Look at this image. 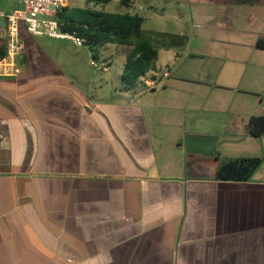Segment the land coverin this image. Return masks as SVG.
<instances>
[{
  "label": "crops",
  "instance_id": "crops-1",
  "mask_svg": "<svg viewBox=\"0 0 264 264\" xmlns=\"http://www.w3.org/2000/svg\"><path fill=\"white\" fill-rule=\"evenodd\" d=\"M201 3L217 9L202 25L231 36L189 38L174 14L185 42L132 89L104 54L129 49L103 47L90 72L72 39L21 23L25 52L0 61V264H264V134L248 132L264 33L240 26L264 22V0ZM240 157L263 162L217 178Z\"/></svg>",
  "mask_w": 264,
  "mask_h": 264
},
{
  "label": "trees",
  "instance_id": "trees-1",
  "mask_svg": "<svg viewBox=\"0 0 264 264\" xmlns=\"http://www.w3.org/2000/svg\"><path fill=\"white\" fill-rule=\"evenodd\" d=\"M88 3L105 5L112 0H87ZM126 8H131L135 0H120ZM64 32L76 33L85 39L92 58L98 59L103 47L109 45L128 47L122 82L125 88H134L150 73L160 71L157 61L160 48L182 44L186 36L158 32L153 37L144 34L145 17L139 13L113 12L96 7L64 5L57 14ZM257 47L264 49V34L257 40ZM7 55V44L0 45V61ZM248 132L256 137L264 134V115L252 116L248 122ZM262 157H240L222 163L217 171L221 180H248L262 164Z\"/></svg>",
  "mask_w": 264,
  "mask_h": 264
},
{
  "label": "rangeland",
  "instance_id": "rangeland-1",
  "mask_svg": "<svg viewBox=\"0 0 264 264\" xmlns=\"http://www.w3.org/2000/svg\"><path fill=\"white\" fill-rule=\"evenodd\" d=\"M196 1L197 3L190 4V0H135V3L131 8H126L125 6H123L120 3V0H112L111 2L105 5H96L94 3H88L87 0H69L68 4L72 6L88 5L91 7H96L98 9H105L107 11L113 12H125L129 10L132 13H139L140 15L145 17V23L143 27L145 36L153 37L154 41H156V36L154 34L155 32L174 33L178 32L179 28H181V24L177 23L174 14H180L187 17L186 19L188 21V24H184V26L187 27L185 32L186 35L189 36V38H194L198 40L202 38H218L220 36L230 37L231 35L229 34H225L227 36H224L222 34L223 30L220 31L212 29L210 27H204L205 25H202L205 23L206 20L208 21V17L207 19H204L205 16L210 13L213 15L217 14V9L202 4L201 2L203 0ZM22 9H24V4L19 0H0V12L4 13V16L0 15V45L7 44L8 23L6 15L13 13L15 10ZM214 11L215 13H213ZM240 26H246V28H251L253 29L252 31H256L257 33H260V35L264 33V22L256 27H254L253 25H246L245 23H240ZM239 36L241 37V35ZM252 39H254V37L248 36V40ZM71 41L74 44L71 42H67L69 52L77 54L78 58H82V55H86V57L90 55L89 65H87V62H85V64L83 65V69L88 70L90 72H102V70L98 69L94 64H92L93 58L91 56V51L89 47L87 45L79 46L75 43L74 40ZM118 47H120V49H128V47ZM165 51L166 50H164L163 47L160 48L159 59L157 61L159 66H162L161 59L163 57L162 55H165ZM104 52L106 57L110 58L113 61L110 69L111 78L113 80H120V74L122 73L124 67L123 55L116 53L115 49H106L104 50ZM112 52L114 53V55L109 57ZM94 61L99 65L102 63L99 58L95 59ZM105 64L107 66V63Z\"/></svg>",
  "mask_w": 264,
  "mask_h": 264
},
{
  "label": "built area",
  "instance_id": "built-area-1",
  "mask_svg": "<svg viewBox=\"0 0 264 264\" xmlns=\"http://www.w3.org/2000/svg\"><path fill=\"white\" fill-rule=\"evenodd\" d=\"M24 4V9L15 10L6 15L8 23L7 55L2 62L11 67L14 60L25 52V46L21 39V23L26 26L29 33L36 36L47 35L55 38H69L79 46L85 45V39L76 33L64 32L57 18L58 11L69 0H19ZM0 15L4 16L3 12ZM94 64L98 69H106L104 62Z\"/></svg>",
  "mask_w": 264,
  "mask_h": 264
}]
</instances>
